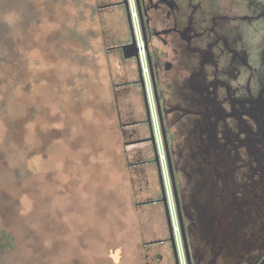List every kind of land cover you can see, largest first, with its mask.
Masks as SVG:
<instances>
[{
  "label": "rangeland",
  "instance_id": "obj_1",
  "mask_svg": "<svg viewBox=\"0 0 264 264\" xmlns=\"http://www.w3.org/2000/svg\"><path fill=\"white\" fill-rule=\"evenodd\" d=\"M112 1L0 0V264H144L157 168L122 133Z\"/></svg>",
  "mask_w": 264,
  "mask_h": 264
},
{
  "label": "flooded vegetation",
  "instance_id": "obj_2",
  "mask_svg": "<svg viewBox=\"0 0 264 264\" xmlns=\"http://www.w3.org/2000/svg\"><path fill=\"white\" fill-rule=\"evenodd\" d=\"M103 6L120 7L126 22L122 39L106 48L119 52L128 76L114 89L137 95L127 110L121 106L119 118L125 117L128 127L122 133L129 145L149 146L135 149L146 164L156 165L154 157L143 156L154 153L153 136L166 156L167 201L178 224L180 238L174 234L182 264H259L264 258V0H115ZM133 42L138 57L126 58L124 46ZM156 176L139 204L159 208L164 228H156L152 218L142 229L143 260L176 264L158 168ZM242 201L254 219L240 232L246 241L242 254L232 258L228 248L235 244L225 238L231 231L227 221L238 223L240 210L234 208ZM203 205L217 214L216 243L203 240L205 228L198 226Z\"/></svg>",
  "mask_w": 264,
  "mask_h": 264
},
{
  "label": "water",
  "instance_id": "obj_3",
  "mask_svg": "<svg viewBox=\"0 0 264 264\" xmlns=\"http://www.w3.org/2000/svg\"><path fill=\"white\" fill-rule=\"evenodd\" d=\"M127 2V0H125ZM131 17V14H129ZM135 47V42L127 44L124 46V53H125V57L126 58H131L134 56L138 57V51L136 49H132ZM143 81V80H142ZM152 142H153V146H154V160L156 163V166L158 168V172L160 175V181H161V187L163 189V199L166 201L165 205H166V213H167V219H168V224L171 230V239L173 240L174 243V248L176 251V259L177 262L176 264H182L181 258H180V250L178 248L177 242L175 240V234H174V227L172 224V218H171V214L169 211V206H168V201H167V190H166V184H165V177H164V173L161 167V161H160V156H159V150H158V144H157V140L156 138L153 136L152 137ZM257 185V186H256ZM255 188L258 187V185H260V183H256ZM250 194V192H247L245 195ZM248 202H241L239 203L238 208H234V211L236 209H239V216H238V223L236 224V222H229L227 221V227L231 229V231L229 232V234L227 235L226 240L229 241L230 243H234V248H228L229 252L227 254V256L231 257H240V255L242 254V249H243V244L246 243V241L241 240L242 234L240 233L242 230V227L244 224L248 223V221L252 222L254 219V216H252V210H244V206L247 205ZM206 206V208H205ZM203 205L200 206L199 209V214H198V221H199V225L202 228H205L202 230V237L203 240L207 239V238H211V240H208V242H213L216 243L217 242V237L219 235L217 234H213L214 230H215V217L217 216V214L212 210L210 205ZM240 207V208H239ZM229 215V214H228ZM212 216L214 218H212ZM251 219V220H250ZM226 234V233H225ZM206 237V238H205ZM232 241V242H231ZM242 245V246H241ZM192 264V263H190ZM259 264H264V258L262 259V261Z\"/></svg>",
  "mask_w": 264,
  "mask_h": 264
},
{
  "label": "crops",
  "instance_id": "obj_4",
  "mask_svg": "<svg viewBox=\"0 0 264 264\" xmlns=\"http://www.w3.org/2000/svg\"><path fill=\"white\" fill-rule=\"evenodd\" d=\"M142 166L145 169L147 168V165L146 164H142ZM155 179H156V177H155ZM153 219H154L153 224L156 226V228H158L161 231H163V228H164V220H163L162 213L159 211V213L156 216H154Z\"/></svg>",
  "mask_w": 264,
  "mask_h": 264
},
{
  "label": "built area",
  "instance_id": "obj_5",
  "mask_svg": "<svg viewBox=\"0 0 264 264\" xmlns=\"http://www.w3.org/2000/svg\"><path fill=\"white\" fill-rule=\"evenodd\" d=\"M174 230L176 232L177 239L180 238V235L178 234V224L174 221Z\"/></svg>",
  "mask_w": 264,
  "mask_h": 264
}]
</instances>
